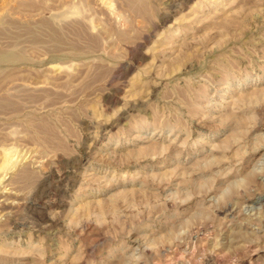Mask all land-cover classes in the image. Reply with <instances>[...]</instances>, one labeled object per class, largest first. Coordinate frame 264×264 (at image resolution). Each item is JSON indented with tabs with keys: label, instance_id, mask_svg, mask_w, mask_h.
<instances>
[{
	"label": "rangeland",
	"instance_id": "obj_1",
	"mask_svg": "<svg viewBox=\"0 0 264 264\" xmlns=\"http://www.w3.org/2000/svg\"><path fill=\"white\" fill-rule=\"evenodd\" d=\"M0 264H264V0H0Z\"/></svg>",
	"mask_w": 264,
	"mask_h": 264
}]
</instances>
